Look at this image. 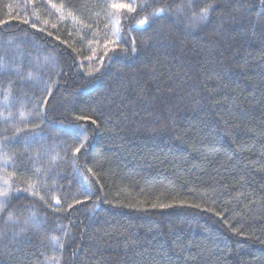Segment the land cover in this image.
Here are the masks:
<instances>
[{
  "label": "trees",
  "instance_id": "16d2710c",
  "mask_svg": "<svg viewBox=\"0 0 264 264\" xmlns=\"http://www.w3.org/2000/svg\"><path fill=\"white\" fill-rule=\"evenodd\" d=\"M111 2L0 0V264H264V0Z\"/></svg>",
  "mask_w": 264,
  "mask_h": 264
},
{
  "label": "snow or ice",
  "instance_id": "6c2138e0",
  "mask_svg": "<svg viewBox=\"0 0 264 264\" xmlns=\"http://www.w3.org/2000/svg\"><path fill=\"white\" fill-rule=\"evenodd\" d=\"M108 7L117 16V18L115 20V23H114L113 35H115L117 37V40H118L119 39V33H120V29H119L120 19H119V16L121 14V11L123 10L124 12H127V13H135L137 11V7H140L141 10H143L145 7H151V5H143V4H141V5L137 6L135 4V0H128V2H126V0H113V2H111L108 5ZM211 7H212V5H208L207 7L202 8L198 18L200 20L207 19V16H208V13H209ZM177 10L182 12L183 8L178 6ZM168 11H170V10L166 9L165 7H157L150 13V16L155 17V18H162L166 14V12H168ZM110 14H112V13L110 12ZM193 16L196 17V13H193ZM23 22L27 23L28 21L24 20ZM0 23H4V21H0ZM148 24H149V17L148 16H144L143 18L139 19L136 22L135 27H137V28L144 27V26H146ZM33 26H35V25H33ZM109 43L115 45L117 43V41H109ZM133 44H134V41H133ZM28 78L29 79L32 78L31 73H29ZM8 95H10V89H9L8 94L5 96V100H7ZM0 115H3V114L0 113ZM8 115L10 116L11 113H9ZM21 115L23 116V113ZM78 119H80V120H88L90 118L89 117H85V116H81V117H78ZM93 123H94V121H93ZM77 138L80 140V144H79L78 147L75 148V151L79 152L81 150V148H83L84 145L88 141V133H87V128L86 127L78 126ZM8 159H10V157H8L7 154H5V162H7ZM39 171L40 170L37 169V173ZM3 184L5 185V187H0V196L7 197L12 186H11V184H10L8 179H5L3 181ZM26 190L27 191H31L33 195L39 196V191L36 189V184L33 183V182H29L28 183V188ZM40 199L43 200L44 197L40 196ZM56 202L59 203V200L57 199ZM4 208H5V203L3 201H0V212H3ZM15 219L16 218L13 217V215L11 213H9V215L7 217V220L9 222H14ZM53 239L55 240L57 238L54 237Z\"/></svg>",
  "mask_w": 264,
  "mask_h": 264
}]
</instances>
